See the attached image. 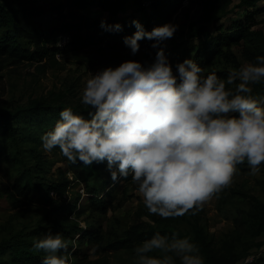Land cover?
I'll return each instance as SVG.
<instances>
[{"label": "clouds", "instance_id": "obj_1", "mask_svg": "<svg viewBox=\"0 0 264 264\" xmlns=\"http://www.w3.org/2000/svg\"><path fill=\"white\" fill-rule=\"evenodd\" d=\"M123 37L135 56L142 39L152 40L150 61L127 59L88 71L80 102L83 114L62 108L41 136V147L58 146L73 163L104 164L112 181L129 177L148 212L163 218L193 214L213 194L229 185L237 165L247 162L255 176L264 164V97L251 84L264 81V55L221 77L192 58L172 64L168 38L179 25L171 21L147 30L139 19ZM105 31H122L100 21ZM235 87H226L233 85ZM43 250L41 264H69L68 240L51 228L32 238ZM135 264H204L187 235L160 231L135 244ZM158 253V254H153Z\"/></svg>", "mask_w": 264, "mask_h": 264}, {"label": "rangeland", "instance_id": "obj_2", "mask_svg": "<svg viewBox=\"0 0 264 264\" xmlns=\"http://www.w3.org/2000/svg\"><path fill=\"white\" fill-rule=\"evenodd\" d=\"M226 1L183 0L174 13L160 20V24L171 21L179 25L174 36L166 41V54L173 65L178 62L172 53L175 49H188L192 54L201 51L202 57L206 56L203 49L210 42L204 36L201 39L192 36V28L208 12L220 9ZM240 1L232 0L224 8L226 15L219 24L228 25L245 17L247 10L235 6ZM55 2L67 6L72 0ZM257 6L261 13L256 16L259 24L255 28L264 30V0L259 1ZM89 15L93 19H110L109 14L98 7H92ZM149 15H152L151 12L142 15L132 4L127 6L125 13L119 14L127 22L139 19L142 23L144 18L150 19ZM99 30L94 28L91 31L95 34ZM210 34L217 36V28L210 26ZM96 38L101 39L102 36L93 35L90 41ZM139 43L141 47L135 56L130 55V49L123 40H111L112 46L94 42L80 52L65 53L62 57L58 55V63L48 69L43 68L44 62L23 61L0 71V110H16L37 102L51 107L48 111L25 114L15 121L20 139L19 162L15 167L6 163L5 156L12 148L8 139L0 134V242L15 238L32 242L34 236L51 228L53 232H61L68 240L72 253L69 264H135L134 244L114 247L135 222L140 219L151 221L150 218L155 216L166 219L185 232L190 231V226L182 223L180 216L163 218L148 212L131 180L112 181L104 164L78 167L61 154L58 146L50 152L41 147V134L59 118L62 108L71 106L74 111L83 114L88 111V106L80 102L83 78L88 71L95 72L127 59H153V41L145 38ZM202 43L205 44L203 49L199 47ZM233 51L242 63L246 62L241 57L240 46H234ZM202 61V74L205 75L208 71L224 69L228 73L233 69L222 66L217 57L210 56ZM24 168L30 169L35 181H40L42 186L41 192L32 191L29 197L22 196L14 188L19 171ZM260 168L261 172L252 176L248 174V168L241 170L237 167L231 183L213 194L197 211L208 239L217 249L233 248L232 258L236 264H254L264 259V229L259 228L264 223V167ZM57 183H64L65 187L49 194L48 187ZM49 197L51 202L47 200ZM101 198L106 201L105 211L97 206L96 201ZM35 251L39 256L35 262L41 264L44 252ZM5 256L10 257L9 254Z\"/></svg>", "mask_w": 264, "mask_h": 264}, {"label": "trees", "instance_id": "obj_3", "mask_svg": "<svg viewBox=\"0 0 264 264\" xmlns=\"http://www.w3.org/2000/svg\"><path fill=\"white\" fill-rule=\"evenodd\" d=\"M55 1L50 0L47 3V0H0V71L14 63L23 61L44 62L43 68L48 69L58 63V55L62 57L65 53L80 52L94 42L112 46L111 40H123L124 36L131 35L136 30L131 21L127 22L126 19L119 16L127 11L129 4H132V7L139 10L142 15L151 12L150 19L144 18L143 22L145 28L151 30L154 26L162 25L160 20L165 15L170 16L183 3V0H72L66 6L64 3ZM145 1L149 2L145 3ZM259 1L261 0H241L235 6L238 9L247 10L245 17L232 21L228 25L219 24L226 15L224 8H227L232 2V0H227L220 9L208 12V15L192 28V36H197L200 39L204 36L210 42L207 46L204 43L199 46L203 49V44L205 45L203 49L206 51L205 57H202L201 51L192 54L188 49L183 51L175 49L172 53L178 61L192 58L201 65L204 58L211 56L212 58L217 57L224 67L239 68L242 62L234 53L233 47L240 46L242 59L254 61L255 56L264 55V30L255 28L259 24L256 16L261 13L257 6ZM92 7H98L101 11L107 12L110 16L107 22L109 24L119 22L123 26L122 31H105L101 28V20L93 19L89 15ZM210 26L217 28V36L212 37ZM94 28L100 30L94 34V31H91ZM98 34L102 36L101 39L96 38V40L90 41L93 35ZM62 35H68L70 42L64 47L58 48L57 43ZM216 72L221 77H226L228 74L224 69ZM250 86L254 96L264 97V81ZM226 87L234 88L235 84L226 85ZM41 110L48 111L51 110V107L37 102L31 106H21L16 110H0V134L8 139L12 148L5 156L6 163L10 166L15 167L19 162L20 139L15 121L25 114L41 112ZM75 165L80 167L83 163L77 161ZM237 167L241 170L249 168L246 161L238 164ZM261 167H264V164ZM127 180H131L130 177ZM62 187H65L64 183L63 185L58 183L50 185L48 193L50 194L53 190L59 192ZM14 188L24 197H29L32 191H42L41 182L35 181L28 168L19 171ZM47 200L51 202L52 199L49 197ZM96 202L100 210L105 211L106 201L101 198ZM255 202L258 203L259 200L256 199ZM180 218L182 223L190 226L189 232L170 224L166 219H157L154 216L150 218L151 221L140 219L135 222L125 236L114 244V247L126 243L135 245L143 239L149 238L156 231L169 234L175 232L181 237L187 235L191 238L203 256L204 264H236L232 258L233 248L217 249L212 240L208 239L197 211L193 214L189 210V214L185 213ZM259 228L264 229V223H261ZM6 254H9L10 257L7 258ZM37 254L32 248V242L22 241L18 238L5 239L0 242V264H37L35 262L39 258ZM263 261L264 259H259L254 264H261Z\"/></svg>", "mask_w": 264, "mask_h": 264}, {"label": "built area", "instance_id": "obj_4", "mask_svg": "<svg viewBox=\"0 0 264 264\" xmlns=\"http://www.w3.org/2000/svg\"><path fill=\"white\" fill-rule=\"evenodd\" d=\"M69 42H70V37L68 35H62L60 36V39L57 43V47L62 48Z\"/></svg>", "mask_w": 264, "mask_h": 264}]
</instances>
